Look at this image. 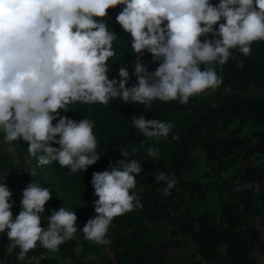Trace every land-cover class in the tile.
I'll return each mask as SVG.
<instances>
[{
    "label": "clouds",
    "instance_id": "obj_1",
    "mask_svg": "<svg viewBox=\"0 0 264 264\" xmlns=\"http://www.w3.org/2000/svg\"><path fill=\"white\" fill-rule=\"evenodd\" d=\"M120 5L124 7L116 20L131 35V49L137 54L147 50L162 61L149 73L137 59L138 83L131 88L124 67L119 80L108 77L117 36L104 21L108 10ZM222 19L225 23H219ZM209 34L214 39L201 42ZM258 41H264V0H220L218 6L211 0H0V132L4 143L27 142L29 156L40 166L58 162L72 173L86 171L100 159L93 122L59 117L61 110L67 112L77 102L107 105L115 98L149 108L157 99L187 104L191 97L223 83L213 65H225L233 49L250 55L251 45ZM237 67L243 64L238 62ZM132 125L144 137L157 140L167 138L173 127L143 115H134ZM147 153L156 157L159 150L150 147ZM122 155L127 159L117 161L118 168L93 174L96 216L82 232L98 245L111 243L106 237L114 218L143 207L133 192L142 166L138 160H128L127 150ZM156 181L166 184L164 196L177 184L174 173H158ZM12 195L0 184V233L7 232L9 254L19 248L17 258L24 261L38 244L56 252L74 238L78 217L64 207L52 211L47 229L41 227V214L52 198L50 189L29 184L15 219L14 202H9Z\"/></svg>",
    "mask_w": 264,
    "mask_h": 264
},
{
    "label": "trees",
    "instance_id": "obj_2",
    "mask_svg": "<svg viewBox=\"0 0 264 264\" xmlns=\"http://www.w3.org/2000/svg\"><path fill=\"white\" fill-rule=\"evenodd\" d=\"M211 3L218 6L220 0ZM123 7L109 9L104 21L117 36L113 42L116 55L108 61V77L119 80V70L124 67L130 74L131 88L138 83L137 59L149 73L162 61L155 60L147 50L137 54L131 49V35L116 20ZM219 23L214 26L217 31ZM205 39L214 37H201V42ZM251 48L248 56L233 49L225 65H213L223 83L191 97L187 104L157 99L149 108L115 98L107 105L77 102L69 105L67 112L61 110L59 117L93 122L100 159L86 171L72 173L58 162L40 166L29 156L27 142L21 139L6 144L0 132V184L13 194L9 201L14 202L13 219L21 212L18 203L24 189L36 182L50 189L52 198L46 205L51 212L64 207L86 225L96 216L94 202L98 197L92 185L93 174L118 168L117 161L127 159L122 155L125 149L128 160H138L142 166L133 192L143 207L113 219L106 237L111 241L110 264H258L256 248L264 254V245L250 219L264 216V187L235 190L238 181L264 179V41L254 42ZM238 62L243 67H237ZM134 115L172 123L173 127L167 138L149 139L132 125ZM150 147L159 150L158 156L148 155ZM198 150L202 151V167H209L204 177L196 171ZM161 172L169 176L174 173L177 180L168 196L162 194L166 184L156 181V174ZM209 191L219 199L221 210L198 212L197 203L207 199ZM8 244L7 232L0 233V264H25L17 258L19 248L9 254ZM68 246L73 248L75 244L70 242ZM29 253L46 254L44 264H69L39 244ZM81 260L70 264H85Z\"/></svg>",
    "mask_w": 264,
    "mask_h": 264
},
{
    "label": "rangeland",
    "instance_id": "obj_3",
    "mask_svg": "<svg viewBox=\"0 0 264 264\" xmlns=\"http://www.w3.org/2000/svg\"><path fill=\"white\" fill-rule=\"evenodd\" d=\"M197 163L198 168L196 169L197 174L200 177H204L206 175V171L209 170V167L204 169L202 167V151H197ZM211 176H213L211 174ZM198 207V212L203 211H213L219 212L221 210V203L219 199L216 198L212 191H209L207 199L199 200L196 205ZM18 210L21 211V201L18 203ZM52 212L48 209L47 205H45V211L41 214L42 223L41 227L47 229L49 226L48 217H50ZM84 224L78 218L76 222L77 232L73 239L66 241L65 243L59 246V250L56 252H49L50 255L55 257L61 262L64 263H73L77 259L82 258V262L85 264H110V260L112 259V255L109 249V245H98L93 242L88 241L82 232L84 228ZM72 242L75 244L73 248H69V243Z\"/></svg>",
    "mask_w": 264,
    "mask_h": 264
},
{
    "label": "built area",
    "instance_id": "obj_4",
    "mask_svg": "<svg viewBox=\"0 0 264 264\" xmlns=\"http://www.w3.org/2000/svg\"><path fill=\"white\" fill-rule=\"evenodd\" d=\"M264 187V179L261 180H251V181H238L235 183L236 191H252ZM46 254L44 253H34L27 254V258L24 261L19 260L21 263L25 264H44Z\"/></svg>",
    "mask_w": 264,
    "mask_h": 264
},
{
    "label": "crops",
    "instance_id": "obj_5",
    "mask_svg": "<svg viewBox=\"0 0 264 264\" xmlns=\"http://www.w3.org/2000/svg\"><path fill=\"white\" fill-rule=\"evenodd\" d=\"M250 225L260 233V241L264 245V216L251 218ZM254 256L257 259L258 264H264V254L259 248H256Z\"/></svg>",
    "mask_w": 264,
    "mask_h": 264
},
{
    "label": "water",
    "instance_id": "obj_6",
    "mask_svg": "<svg viewBox=\"0 0 264 264\" xmlns=\"http://www.w3.org/2000/svg\"><path fill=\"white\" fill-rule=\"evenodd\" d=\"M256 161H253L251 164L254 165ZM248 164V163H247Z\"/></svg>",
    "mask_w": 264,
    "mask_h": 264
}]
</instances>
